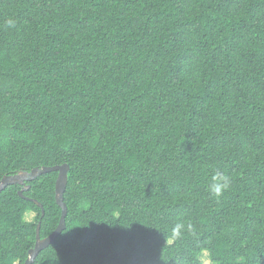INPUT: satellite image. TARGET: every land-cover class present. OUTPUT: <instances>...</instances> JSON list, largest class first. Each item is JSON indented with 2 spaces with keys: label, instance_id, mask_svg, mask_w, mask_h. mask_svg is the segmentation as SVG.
I'll list each match as a JSON object with an SVG mask.
<instances>
[{
  "label": "trees",
  "instance_id": "16d2710c",
  "mask_svg": "<svg viewBox=\"0 0 264 264\" xmlns=\"http://www.w3.org/2000/svg\"><path fill=\"white\" fill-rule=\"evenodd\" d=\"M62 163L33 264H264V0H0V179ZM57 175L44 216L0 191V264L57 227Z\"/></svg>",
  "mask_w": 264,
  "mask_h": 264
},
{
  "label": "water",
  "instance_id": "95a60500",
  "mask_svg": "<svg viewBox=\"0 0 264 264\" xmlns=\"http://www.w3.org/2000/svg\"><path fill=\"white\" fill-rule=\"evenodd\" d=\"M70 165L68 163L55 164L51 166H36L30 171L20 170L13 174L4 175L0 179V191L4 190L6 187L12 184H20L22 188L19 190V195L23 198L29 199L37 203L42 210V216L45 214V208L43 204L35 198L28 197L24 194V190L29 188L27 181L33 180L36 177L40 176L43 173L58 171V175L55 182V194L56 201L61 207V215L57 227L47 236L41 237V219L39 220L36 228V240L35 245L30 248L27 259L24 264H33L36 257L44 248L49 246L54 240L62 233L66 228V216L68 214V206L64 200V193L68 184Z\"/></svg>",
  "mask_w": 264,
  "mask_h": 264
},
{
  "label": "clouds",
  "instance_id": "9594fccd",
  "mask_svg": "<svg viewBox=\"0 0 264 264\" xmlns=\"http://www.w3.org/2000/svg\"><path fill=\"white\" fill-rule=\"evenodd\" d=\"M9 27H14L15 22L13 20L8 21ZM230 186V179L226 175L220 172H216L212 175L211 180L209 182V190L210 192L217 198H219L225 190H227ZM42 213V212H41ZM42 221V219H41ZM184 223H177L172 228V234L175 238H179L182 233V229H184ZM192 224L187 223V230H192Z\"/></svg>",
  "mask_w": 264,
  "mask_h": 264
},
{
  "label": "rangeland",
  "instance_id": "374dc122",
  "mask_svg": "<svg viewBox=\"0 0 264 264\" xmlns=\"http://www.w3.org/2000/svg\"><path fill=\"white\" fill-rule=\"evenodd\" d=\"M33 216V213H28L27 214V218L28 219H31ZM203 260H204V264H211L210 263V259L207 257V256H203Z\"/></svg>",
  "mask_w": 264,
  "mask_h": 264
}]
</instances>
